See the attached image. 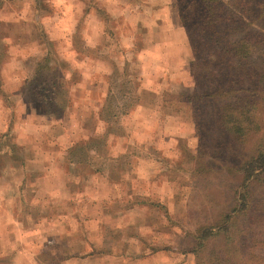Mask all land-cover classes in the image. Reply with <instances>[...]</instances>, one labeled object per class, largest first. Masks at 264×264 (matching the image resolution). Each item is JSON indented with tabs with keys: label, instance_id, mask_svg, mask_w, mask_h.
I'll return each instance as SVG.
<instances>
[{
	"label": "rangeland",
	"instance_id": "1",
	"mask_svg": "<svg viewBox=\"0 0 264 264\" xmlns=\"http://www.w3.org/2000/svg\"><path fill=\"white\" fill-rule=\"evenodd\" d=\"M192 2L0 0V141L11 143L9 155L0 152V178L9 179L0 185V264H14L21 248L40 264H209L192 251L195 236L236 204L239 167L261 136L242 143L219 123L226 99L219 85L230 77L207 43L251 41L254 53L235 57L231 76L264 117V0H221L213 30L194 17L197 58L181 19ZM80 3L91 8L82 25ZM45 53L46 81L34 79L33 54ZM217 66H226L222 76ZM54 83L66 90L56 97L64 112L48 124L26 119L33 110L46 117L35 93ZM109 97L120 107L113 121L102 110ZM78 144L92 165L69 161ZM14 145L43 166L54 158L52 178L67 179L70 197L56 188L49 204L37 202L36 181L19 190ZM24 174L29 183L38 179ZM255 185L254 201L263 204L264 182ZM249 221L241 218L237 233ZM36 227L50 235L36 236ZM257 228L264 233V224Z\"/></svg>",
	"mask_w": 264,
	"mask_h": 264
},
{
	"label": "trees",
	"instance_id": "2",
	"mask_svg": "<svg viewBox=\"0 0 264 264\" xmlns=\"http://www.w3.org/2000/svg\"><path fill=\"white\" fill-rule=\"evenodd\" d=\"M220 3L221 0H193L189 8L184 13L182 11L181 19L188 28L195 58L199 55V44L196 42L193 30L195 20L192 19L196 17L199 20L198 26L203 29L210 28L213 30L222 19ZM216 44V41L207 43V45L212 47L210 50H213L214 55H216L215 59L218 60L220 58L218 64L223 63L227 66V74L230 77L226 84L219 85L221 87L219 89L226 96L219 110V123L236 141L248 143L258 136H261V141L256 145L253 154L239 167L243 173V180L237 190L236 204L230 211L223 214L224 218L219 224H212L199 230L198 235L195 236L196 241L193 244L192 251L198 255V258L207 254L209 264H243L242 256H244L245 262L264 264V247H257V243H264V233L257 228V225L264 224V203L261 204L262 200L254 201L253 189L255 184L264 182V117L262 109L256 103V100L251 101L247 95H239L235 86L237 79L231 76L232 71L230 70L235 65L233 61L235 57L245 60L254 52L252 51L251 41L246 39L228 42L224 47H218ZM49 62V55L42 59H34L30 64V66H34L31 72L32 78L46 81L43 77L46 74V70L50 69ZM226 66L223 68L217 66L216 71L220 74L222 73V76ZM194 74L197 73L194 71ZM48 85L43 90H36L35 95L38 97L36 100L41 103L40 107H36H38L39 111H41V108L46 107L47 110H44L46 114L58 116L64 112L66 105L56 100L57 93L59 94L66 90H58V87H62L59 84L54 83V87L50 84ZM45 91L52 92L53 96L45 95V99L39 98L42 94L41 92ZM211 95H215V92H212ZM194 97L193 95L189 98L186 96L191 104L194 101ZM119 108V105L113 104L112 97H109L103 108V114L108 120L113 121L119 118ZM10 144L2 142L0 149L6 148L7 145L11 147L9 146ZM86 150L87 148L82 144L73 146L70 152L72 155L71 160L69 161L76 164L90 163L92 165L91 158ZM12 152H16L15 146H12ZM246 216L249 217L250 226L245 225L241 233H237L239 232V230L236 231L237 222ZM235 217H239L236 223L233 221ZM241 225L239 224V227ZM219 239L222 243L221 247H213ZM239 245L241 248H238ZM202 252L204 253L202 254ZM238 253L239 257H236L235 254Z\"/></svg>",
	"mask_w": 264,
	"mask_h": 264
},
{
	"label": "crops",
	"instance_id": "3",
	"mask_svg": "<svg viewBox=\"0 0 264 264\" xmlns=\"http://www.w3.org/2000/svg\"><path fill=\"white\" fill-rule=\"evenodd\" d=\"M82 4L83 3H80V8H81ZM83 5L85 7L84 9H82L83 12H84V14L82 15V17H80L79 22H78V25L86 24V21H87L86 20L87 9H91L90 6L88 8H86V4L85 3ZM57 7H59V5ZM72 10L73 9L66 8V12L67 11H70L71 12ZM56 14H58V13L56 12L53 15V17L56 18V16H55ZM66 14L68 15V13H66ZM57 19L60 20V18H57ZM62 23H63L62 26H64L65 25L64 23H69L70 24L72 22L69 21V20L68 21L63 20ZM66 26H70V25L66 24ZM63 35L66 36V39L68 38L67 41L70 42V40H69L70 34H67L66 35L63 32ZM72 38H73V36H72ZM72 38H70V39H72ZM85 39H86L85 41L87 42L88 40H87L86 36H85ZM34 53H37V52L34 51ZM46 53L43 54L44 57L48 55ZM33 55L35 56V57L32 58L33 60L36 59L37 57H39V56H37L35 54H33ZM102 106L104 107L105 104H102ZM52 117H53V115L47 114L45 118H42L41 114H39L38 111H36V110L34 111L33 110L32 113L28 114V116L26 117V119H35L38 122H42V123L47 122L46 124H48V123H50V119H52ZM5 136H7V134H5ZM2 142L3 141H0V144ZM14 146L16 147V152H12L11 157H12V159L14 161L17 162L18 167H21L23 169V171L21 173H19V176L21 178L19 184L18 183L15 184V186L17 188H19V190H21V191L24 190V186H25V188L26 187H29V185H32L36 181V186H34L33 188H34V190H37L36 191V200H35L37 202L49 204L50 203V200L51 199L53 200L54 197H55V193H56L55 192V189L56 188H58V190L61 192V195H64L66 197H68V196L70 197L71 192L69 191V188H68V181H67V179L65 177L62 178V179H57V180L52 178V173L53 172H52L51 169H54V170H58L59 169V167L56 166V163L54 161V158L50 157V160L48 159L49 161L48 162H45V164L43 166V164H40V159H39V157L37 158V155H33L32 156V155L25 154L23 156L22 153H21L22 150L20 148H18L19 146L18 145H14ZM0 152L6 153V154L9 155L8 150H5V148L0 149ZM26 169H28V170H26ZM38 169H42V170L44 169V170H46L45 174L44 175L43 174L40 175V173L38 172ZM24 173L38 176V179H37L38 181L37 180H34V181H31L29 183V180H26V174H24ZM8 180L9 179L7 177L0 178V185L1 184H4V183L7 184ZM38 209H39V207H38ZM43 213L45 214L47 212L43 210ZM46 219H48V216L46 217ZM14 221H15V219H14ZM38 231H41V230H39V229L37 230V227H36L34 229V232H38ZM40 235H42V237L43 236L48 237L50 234H49V232H46V230L43 229L36 236H40ZM17 248H19V245H18ZM21 249H19V252L16 255V257H15V259H14V261L12 263H14V264H16V263H18V264H27L25 262L28 261V262H31V263H28V264H40V262H38V257H35L33 254H30L29 257H28V253H24Z\"/></svg>",
	"mask_w": 264,
	"mask_h": 264
}]
</instances>
